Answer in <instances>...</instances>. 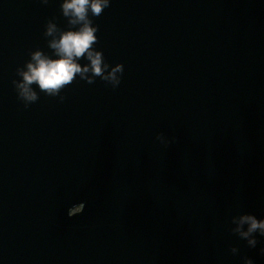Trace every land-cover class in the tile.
Wrapping results in <instances>:
<instances>
[{
  "label": "water",
  "instance_id": "1",
  "mask_svg": "<svg viewBox=\"0 0 264 264\" xmlns=\"http://www.w3.org/2000/svg\"><path fill=\"white\" fill-rule=\"evenodd\" d=\"M62 2L0 0V264H264L231 231L264 220V0H111L92 19L119 87L25 108L17 69L52 56Z\"/></svg>",
  "mask_w": 264,
  "mask_h": 264
},
{
  "label": "clouds",
  "instance_id": "2",
  "mask_svg": "<svg viewBox=\"0 0 264 264\" xmlns=\"http://www.w3.org/2000/svg\"><path fill=\"white\" fill-rule=\"evenodd\" d=\"M43 2L46 4L48 0ZM110 6L111 0H63L62 14L68 20L69 30H63L53 20H49L44 33L45 37H52L48 40L52 56L37 49L30 53L31 58L25 66L17 69V75L22 79L14 80L13 84L25 108L37 102L41 92L49 97H59L63 102L66 97L61 93L73 84L77 77L89 84L99 77L113 89L119 87L123 79L124 65H110L105 61L103 52L96 49L99 42V25L94 24L92 19L103 15L104 10ZM53 56L56 58H52ZM81 59H86L89 63L82 66L79 63ZM156 139L165 146L171 143L169 139H165L163 133L158 134ZM85 208L86 202L80 203L72 207L68 215L75 217L83 214ZM232 223L238 225L231 229L232 233L246 240L252 248L258 244L256 234L264 236V220L257 219L253 214L233 217ZM245 225L247 230H244ZM231 251L236 254L239 249L232 247ZM260 252L264 255V248H261ZM245 264H254V261L246 257Z\"/></svg>",
  "mask_w": 264,
  "mask_h": 264
}]
</instances>
